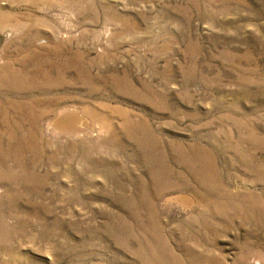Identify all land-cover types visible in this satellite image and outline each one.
<instances>
[{
    "label": "rangeland",
    "instance_id": "rangeland-1",
    "mask_svg": "<svg viewBox=\"0 0 264 264\" xmlns=\"http://www.w3.org/2000/svg\"><path fill=\"white\" fill-rule=\"evenodd\" d=\"M0 67V264H264V0H0Z\"/></svg>",
    "mask_w": 264,
    "mask_h": 264
},
{
    "label": "bare ground",
    "instance_id": "bare-ground-1",
    "mask_svg": "<svg viewBox=\"0 0 264 264\" xmlns=\"http://www.w3.org/2000/svg\"><path fill=\"white\" fill-rule=\"evenodd\" d=\"M53 5V4H52ZM61 5V4H60ZM59 5V6H60ZM45 8V7H44ZM65 8V7H64ZM66 10V9H65ZM98 16V15H97ZM117 19V18H116ZM115 20V19H114ZM30 23V22H29ZM156 26V25H155ZM110 30V29H109ZM106 36H107V34H106ZM136 36V35H135ZM113 43V42H112ZM8 63V65H9V61L7 62ZM7 65V67L9 68V66ZM5 66V65H4ZM1 68V67H0ZM4 69V68H3ZM14 72V71H13ZM12 72V73H13ZM0 74H1V72H0ZM2 75V74H1ZM0 75V76H1ZM4 75V74H3ZM2 75V76H3ZM1 78V77H0ZM3 79H4V76H3ZM3 79H1V81H3ZM1 106V105H0ZM2 108V107H1ZM3 109H4V106H3ZM6 109V108H5ZM8 110V109H7ZM46 110H47V108H46ZM49 110V109H48ZM68 110H70V108L68 109ZM30 111H32V110H30ZM74 111V108H73V110H70V111H64V112H62L61 114H60V116H58V118L56 119V120H53L54 122H52V123H54L55 125H58L60 128H62V129H64V130H66V129H68L69 131H71V132H73V131H76V130H79L80 129V126H82V122H83V124L85 123L83 120H81V118L79 117V115H77L78 113L77 112H73ZM77 111V110H76ZM4 112H6V110L4 111ZM44 112H46V111H44ZM44 112H42V113H44ZM50 111H48L47 113H49ZM32 113V112H31ZM31 113H29V114H31ZM46 113V114H47ZM9 114V113H8ZM33 114V113H32ZM37 115H39V113H37ZM37 115H35V116H37ZM40 115H41V113H40ZM42 115H44L43 117H45L46 115L45 114H42ZM77 115V116H76ZM31 116H33V115H31ZM0 117H2V116H0ZM41 117V116H40ZM5 118H7V117H5ZM5 118H2V120H4V121H6V119ZM34 118V117H33ZM39 118V117H38ZM8 119V118H7ZM34 119H36L37 120V118H34ZM33 119V120H34ZM41 119V118H40ZM78 119V120H77ZM10 120V119H9ZM32 120V121H33ZM35 120V121H36ZM8 122V121H7ZM4 124V123H3ZM8 124V123H7ZM46 127V126H45ZM31 128V127H30ZM90 130V129H89ZM78 132V131H77ZM84 132V131H83ZM77 135V134H76ZM35 139V138H34ZM108 147V146H107ZM12 157V156H11ZM205 176V175H204ZM189 204V203H188ZM174 257V256H173Z\"/></svg>",
    "mask_w": 264,
    "mask_h": 264
}]
</instances>
